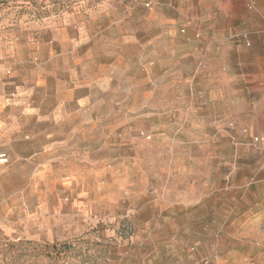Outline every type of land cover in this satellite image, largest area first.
I'll list each match as a JSON object with an SVG mask.
<instances>
[{"label":"rangeland","instance_id":"374dc122","mask_svg":"<svg viewBox=\"0 0 264 264\" xmlns=\"http://www.w3.org/2000/svg\"><path fill=\"white\" fill-rule=\"evenodd\" d=\"M135 3L148 14L122 27L152 33V86L95 113L119 197L67 233L0 236V264H264V0H0V21L89 27Z\"/></svg>","mask_w":264,"mask_h":264},{"label":"crops","instance_id":"0c3cea01","mask_svg":"<svg viewBox=\"0 0 264 264\" xmlns=\"http://www.w3.org/2000/svg\"><path fill=\"white\" fill-rule=\"evenodd\" d=\"M147 10L135 3L128 22L115 23L104 21L111 13L104 10L89 27L75 20L0 21V154L6 158L0 159V236L67 233L119 197L122 148L106 144L95 113L151 88L152 33L137 38L122 27L134 30ZM259 182L253 195L257 218H264V179Z\"/></svg>","mask_w":264,"mask_h":264},{"label":"built area","instance_id":"2783aa9c","mask_svg":"<svg viewBox=\"0 0 264 264\" xmlns=\"http://www.w3.org/2000/svg\"><path fill=\"white\" fill-rule=\"evenodd\" d=\"M0 159L5 160L6 158L3 156V154H0Z\"/></svg>","mask_w":264,"mask_h":264}]
</instances>
